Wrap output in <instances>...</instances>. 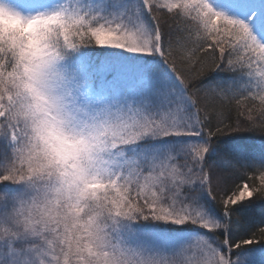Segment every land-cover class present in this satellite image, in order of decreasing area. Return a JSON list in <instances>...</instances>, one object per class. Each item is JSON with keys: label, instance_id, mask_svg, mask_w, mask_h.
Wrapping results in <instances>:
<instances>
[{"label": "snow or ice", "instance_id": "1", "mask_svg": "<svg viewBox=\"0 0 264 264\" xmlns=\"http://www.w3.org/2000/svg\"><path fill=\"white\" fill-rule=\"evenodd\" d=\"M72 3L78 5L79 0H68L47 12L41 10L50 8L46 0H0V15L22 26L40 20L59 21L54 33L43 32L38 37L45 51L35 60L26 85L32 102L22 104L19 113L14 111L17 103L28 93L14 96L9 89L30 42L27 28L23 37L13 41L11 51L0 44V81L5 84L0 91V185L20 186L33 193L27 202L23 193L14 195L0 189V201L5 202V209L11 208L0 216L9 225L0 239V264H73L74 257L84 264L93 250L103 264H243L232 259L228 239L220 241L227 252L205 236L169 251L134 245L125 230L131 233V225L141 220L193 224L219 240L218 233H227L238 205L264 199V168L247 175L246 182L228 188L226 169L235 165L222 157L216 168L206 167L208 142L189 144L176 154L129 158L122 150L124 145L117 147L118 142L96 133L142 129L138 142L201 133L208 141L235 131L264 133V41L248 22L217 10L210 0H142L141 5L131 6L113 0L110 11L104 5H89L86 13L79 9L68 13ZM145 12L151 17L150 24L143 18ZM250 14L255 17L254 11ZM88 47L158 56L179 82L183 95L176 97L175 90L150 86L140 95L98 93L90 82L91 69L85 67L86 62L70 63ZM221 65L226 71L246 74L251 80L249 87L242 93L195 87V81ZM233 106L237 120L230 123L228 112ZM38 108L46 120L79 132L89 141L88 154L73 166V176L81 187L88 183L90 189L77 207L89 204L95 212L90 219L80 217L85 224L78 240L52 219L31 223L33 211L43 217L67 188L63 175L51 187L41 183L45 168L61 161L48 159L46 165L33 166L40 149L31 139L23 142L28 132L21 129V120L26 129ZM196 186L219 205L224 222L210 217L198 204L200 192L193 194ZM19 216H26L23 232L13 224ZM49 236L55 237L58 249ZM257 238L264 241V228L244 243Z\"/></svg>", "mask_w": 264, "mask_h": 264}, {"label": "clouds", "instance_id": "2", "mask_svg": "<svg viewBox=\"0 0 264 264\" xmlns=\"http://www.w3.org/2000/svg\"><path fill=\"white\" fill-rule=\"evenodd\" d=\"M68 3V0H54L53 7L48 9H43L42 11L51 12L54 10L56 5H63ZM79 9L81 13L87 12V7L82 4H69L67 12L71 13ZM59 27V21L57 20H40L32 23L31 25L22 26L18 22L14 21L12 18L0 15V44H4L9 47L10 51L11 45L14 40L19 39L25 35V28H27V37L29 38V44L26 45L25 55L21 63V68L19 74L15 77V83L9 89V91L15 96L17 92L24 94L25 99L22 102H18L15 112L19 113L23 111L22 104L32 102L29 100L28 85L31 79V69L35 60L40 58L45 49L41 46L39 35L43 32L54 33L55 28ZM5 88L3 81H0V91ZM21 129L28 132V136L23 140L25 144L29 139L40 149L36 158L33 159V166H39L41 164H47L48 159L53 161L59 159L61 161L60 165L53 164L52 166L45 168V175L42 177L41 183L48 186L55 185L59 176L63 175L67 181L66 190L51 204L48 211L44 212L43 217H40L39 213L33 211L31 223H39L41 219H52L57 222L60 226L64 227L66 230L70 231L71 235L76 237V240L81 236L80 228L84 226L85 220L80 217L83 215L85 218L90 219V214L95 212V208L89 204H84L82 208H78L77 205L80 204L81 200L84 198L85 193L90 191L88 183H84L81 187L76 178H74L73 173L75 172L74 165L78 164L79 161L86 158L89 151V141L85 135L79 132L73 133L66 129L59 127L57 124L46 120L44 111L40 108L29 117L27 122V128L25 129V123L21 120ZM88 136H92V133H88ZM96 135L105 137L108 140H112L117 143V147L124 145L122 149L126 153V149L129 146H134L138 144L136 137L143 136V130H123L119 132H108L105 134L103 131L96 133ZM42 138V139H41ZM132 158V157H129ZM63 169V172H61ZM23 193L24 198L27 202H30L33 193L26 192L24 187H21L20 192L12 193L19 194ZM19 207V205H17ZM43 207L41 211H43ZM5 211L11 212V208L5 209V202L0 201V216H2ZM26 223V216L17 217L13 224L16 229L20 232L24 231ZM9 225L0 219V239L6 234V230ZM49 240L53 241L58 249V244L55 242L54 236H49ZM76 241L74 240V245ZM73 264H80L79 261L73 258ZM84 264H103L100 257L97 256L96 252L93 250L91 255L84 261Z\"/></svg>", "mask_w": 264, "mask_h": 264}, {"label": "trees", "instance_id": "3", "mask_svg": "<svg viewBox=\"0 0 264 264\" xmlns=\"http://www.w3.org/2000/svg\"><path fill=\"white\" fill-rule=\"evenodd\" d=\"M53 2L54 0H50L48 6L51 7L53 5ZM79 4H82L86 7H88L89 5L94 8L96 7L95 0H79ZM214 7L217 10L223 11L220 6L217 7L214 5ZM225 13L228 14L227 12ZM144 19L148 24L151 23V17L147 14V12L144 13ZM167 39L168 37H165V40ZM104 54L105 50H103L102 48L88 47L82 49L81 54L70 61V63H79L80 61L86 62L85 67L91 69L88 74L90 82L98 93H100L98 90L100 89L98 85L100 83V72L102 66L100 65V60ZM146 59L149 61V63H151V65H153L152 68L154 74H164V72L172 74L158 56H148L146 57ZM194 83L195 87L200 90H208L213 88L218 90L231 89L232 91H238L242 93L249 87L251 80L246 74L226 71L224 70L223 65H221L220 68H217L214 71L206 72ZM148 90L149 88L147 90L145 89L146 92ZM127 94L136 95V92ZM228 115L230 116L229 122L235 123V121L237 120V114L234 106L228 112ZM240 119L243 120L244 118L240 117ZM201 136L203 137L205 143L208 142L211 144L210 151L206 155V167H208L209 169L216 168L219 160L222 157L229 159L235 165V167H229L228 169H226V171H228L229 173L227 180L228 188L233 187L237 183L246 182L247 175L252 174L258 168H264V133H261L259 130L230 132L225 135L214 136L211 138V141L207 140L205 133H201ZM157 144H159L158 139L154 141L148 138L147 142L140 141L138 142L137 146H129L126 149V156H148V154L146 155V150L148 149V153H151L149 147H151L152 145L156 146ZM135 147L137 149L136 152L134 151ZM7 186L0 185V189H11ZM193 192H200V190H193ZM201 196V202L204 203L203 207L205 208V210H207L210 217L220 222H224L223 212L219 205H217V203L212 200L206 192H202V195H200V197ZM138 223H140L139 226L148 225L142 221H139ZM228 224L229 228L227 233H224L223 231L218 233L219 240L216 241H218L219 246L223 249V251L226 252L228 251V249L220 245V241L224 239L229 240V243L232 246V252H230L232 258L236 257V255L238 254L247 253V251L264 248V241L259 240L258 238L253 243H244L245 241L252 240L255 233L260 228H264V199H253L252 201H247L242 205H238L233 210L232 217L228 221ZM176 230H178L179 232L189 233H193V231L203 233L205 231L199 226L193 224L182 226L181 228H177ZM205 233L208 232L205 231ZM208 234H210L213 239H216L213 234ZM237 244H240L241 247L236 248L235 245Z\"/></svg>", "mask_w": 264, "mask_h": 264}, {"label": "rangeland", "instance_id": "4", "mask_svg": "<svg viewBox=\"0 0 264 264\" xmlns=\"http://www.w3.org/2000/svg\"><path fill=\"white\" fill-rule=\"evenodd\" d=\"M49 1L50 0H46L47 5ZM112 2L113 0H95L96 6L104 5L109 11L111 10L110 6ZM210 2L217 7L220 6L229 16L248 22L258 39L264 41V3H262V0H210ZM123 3L129 6L141 5L142 0H123ZM253 11L255 12V17L250 14ZM145 22L147 23L146 20ZM102 49L105 50V54L100 60V65H102L100 72L101 78L98 85L100 93L122 95L124 93L132 94L136 92V95H140L145 93V89L147 90L150 86L151 89H160L163 91L175 90L176 97L183 95L179 82L172 74L168 72H164V74L153 73V65L146 59V57H148L147 55L130 54L122 50L111 48ZM155 110L156 109L153 108V111ZM188 110H191L190 105L188 106ZM147 139L148 138H145L143 141L147 142ZM149 139L154 141L158 139L159 144L149 147L152 154L150 152L148 153V149L146 150V155L148 154V156L162 155L169 152L176 154L178 150L189 144L205 143L201 134L197 137H164L155 139L149 137ZM134 151H137L136 147ZM7 187L11 189L5 191L10 193L21 191L20 186L9 185ZM193 190L199 191V186H196ZM193 194H195V192H193ZM200 195H202V191H200ZM200 195L198 196V204L205 210L203 207L204 203L201 202L202 196L200 197ZM189 199H191V197H189ZM205 211L208 214L207 210ZM141 221L148 225L139 226L140 223H138V221L131 225V233L125 230V234L134 245L141 244L171 251L180 243L205 236L219 246L218 241H216L215 238L213 239L210 234L205 233V231L203 233L198 231L189 233L176 230L182 226L192 224L176 225L152 220ZM221 250L223 251L222 248ZM232 259H239L243 264H264V248L238 254Z\"/></svg>", "mask_w": 264, "mask_h": 264}]
</instances>
